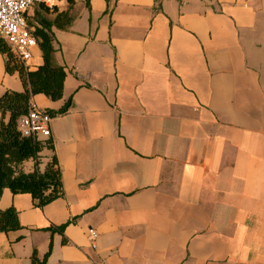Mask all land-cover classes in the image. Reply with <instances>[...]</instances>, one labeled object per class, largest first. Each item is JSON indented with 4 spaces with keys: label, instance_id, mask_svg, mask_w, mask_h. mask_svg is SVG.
Here are the masks:
<instances>
[{
    "label": "crops",
    "instance_id": "crops-1",
    "mask_svg": "<svg viewBox=\"0 0 264 264\" xmlns=\"http://www.w3.org/2000/svg\"><path fill=\"white\" fill-rule=\"evenodd\" d=\"M55 9L73 17L53 27L64 94L33 101H71L40 153L41 170L57 156L64 193L39 207L3 190L0 208L15 207L22 228L0 232V264H30L50 244L46 264H264V0ZM33 54L31 69L43 62ZM7 90L24 84L0 52V98Z\"/></svg>",
    "mask_w": 264,
    "mask_h": 264
},
{
    "label": "trees",
    "instance_id": "trees-1",
    "mask_svg": "<svg viewBox=\"0 0 264 264\" xmlns=\"http://www.w3.org/2000/svg\"><path fill=\"white\" fill-rule=\"evenodd\" d=\"M90 6V3L87 2ZM45 11L52 10L55 17L50 18L41 11H36L33 21L28 18V10L25 15L30 25L35 26L34 34L39 40L42 52V64L31 69L26 66L13 53L10 47L0 39V52L6 56V68L11 73L17 72L21 77L24 90H7L0 98V197L5 188L13 193H30L36 206L43 207L64 193L62 173L58 158L54 154L44 170L40 169L41 152L45 148L54 149V143L50 139H37L32 136H24L18 129V120L26 114L30 108L33 97L37 94H45L52 100H59L64 94V81L67 75L66 68L54 61L55 34L53 27L67 28L73 20L70 11H58L42 3ZM34 6V5H33ZM71 106L68 100L58 110H49L53 116L65 113ZM33 159L35 167L27 172L23 168L25 161ZM22 225L19 221V213L13 206L6 209L0 208V232L8 233L19 230ZM56 228L51 227L54 231ZM64 225L58 230H63ZM51 251L43 258L37 256L35 251L30 264H46Z\"/></svg>",
    "mask_w": 264,
    "mask_h": 264
},
{
    "label": "built area",
    "instance_id": "built-area-1",
    "mask_svg": "<svg viewBox=\"0 0 264 264\" xmlns=\"http://www.w3.org/2000/svg\"><path fill=\"white\" fill-rule=\"evenodd\" d=\"M61 0H0V39L26 66L33 59V49L39 46V40L34 34L35 26L30 25L25 15L33 5L42 3L48 7L57 5ZM85 1V0H75ZM53 114L40 108L33 99L26 114L18 120V129L24 136L37 139L51 135V120ZM98 232L91 228L89 238L96 247L95 239Z\"/></svg>",
    "mask_w": 264,
    "mask_h": 264
},
{
    "label": "rangeland",
    "instance_id": "rangeland-1",
    "mask_svg": "<svg viewBox=\"0 0 264 264\" xmlns=\"http://www.w3.org/2000/svg\"><path fill=\"white\" fill-rule=\"evenodd\" d=\"M33 16H34V14H32V13L28 14V18H29L30 21H33Z\"/></svg>",
    "mask_w": 264,
    "mask_h": 264
}]
</instances>
